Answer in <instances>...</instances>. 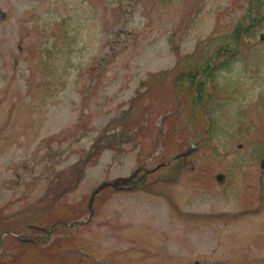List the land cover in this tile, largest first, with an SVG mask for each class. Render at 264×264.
I'll return each instance as SVG.
<instances>
[{
  "label": "rangeland",
  "instance_id": "obj_1",
  "mask_svg": "<svg viewBox=\"0 0 264 264\" xmlns=\"http://www.w3.org/2000/svg\"><path fill=\"white\" fill-rule=\"evenodd\" d=\"M260 30L264 0H0V264H264V214L248 204L264 196ZM197 40L217 64L202 93L165 76ZM75 160L80 184L53 197L48 180L58 192ZM167 160L143 192L105 188L74 221L105 179Z\"/></svg>",
  "mask_w": 264,
  "mask_h": 264
},
{
  "label": "bare ground",
  "instance_id": "obj_2",
  "mask_svg": "<svg viewBox=\"0 0 264 264\" xmlns=\"http://www.w3.org/2000/svg\"><path fill=\"white\" fill-rule=\"evenodd\" d=\"M189 77L195 82V87H198L200 90L202 89L201 75L197 68H194L190 71ZM207 74L204 75V79H207Z\"/></svg>",
  "mask_w": 264,
  "mask_h": 264
},
{
  "label": "flooded vegetation",
  "instance_id": "obj_3",
  "mask_svg": "<svg viewBox=\"0 0 264 264\" xmlns=\"http://www.w3.org/2000/svg\"><path fill=\"white\" fill-rule=\"evenodd\" d=\"M259 102H260V99L257 101V104L259 105V109H261L260 108V104H259ZM264 111V110H263ZM260 148H261V145L259 146ZM260 148H258V149H260ZM258 152H260V150H258ZM145 177H146V175H142V180H145Z\"/></svg>",
  "mask_w": 264,
  "mask_h": 264
}]
</instances>
